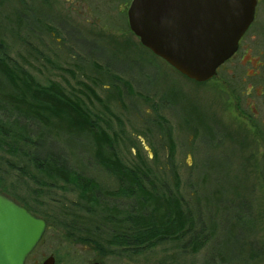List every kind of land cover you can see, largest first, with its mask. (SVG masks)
<instances>
[{
	"label": "rangeland",
	"instance_id": "rangeland-1",
	"mask_svg": "<svg viewBox=\"0 0 264 264\" xmlns=\"http://www.w3.org/2000/svg\"><path fill=\"white\" fill-rule=\"evenodd\" d=\"M118 3L0 0V43L40 84L77 98L126 164L143 162L165 183L160 188L183 198L208 241L197 251L173 237L143 250L116 243L98 215L74 208L81 202L68 188L36 194L0 150L7 192L29 200L47 225L25 264L49 255L55 264H264V0L241 50L204 83L144 47ZM0 83L10 89L2 76ZM42 131L27 129L31 138H49ZM51 139L102 192L116 187L91 135Z\"/></svg>",
	"mask_w": 264,
	"mask_h": 264
},
{
	"label": "trees",
	"instance_id": "trees-1",
	"mask_svg": "<svg viewBox=\"0 0 264 264\" xmlns=\"http://www.w3.org/2000/svg\"><path fill=\"white\" fill-rule=\"evenodd\" d=\"M0 76L10 88L5 90L0 83V150L14 160L10 163L15 178L27 179L36 187V194L55 187L68 188L81 202L73 204L74 208L98 215L105 223V237L109 235L110 240L120 241L133 250L153 247L173 237L179 242L187 239L182 248L192 245L190 249L197 251L208 241L204 223L194 221L183 198L160 188L165 183H159L143 162L126 164L107 142L106 130L99 127L97 119L77 98L53 84H40L13 62L1 43ZM30 125H36L42 133L46 131L49 138L40 133L31 138L27 132ZM83 133L92 136L97 147V163L113 177L114 189L102 192L92 177L70 165L63 149L51 139L59 134L69 137ZM48 142L53 144L48 147ZM7 171L3 174L4 169L0 167V192L40 217L29 200L7 192ZM108 200H111L110 206H107ZM74 227L73 224L71 230ZM85 240L100 247L96 239Z\"/></svg>",
	"mask_w": 264,
	"mask_h": 264
},
{
	"label": "water",
	"instance_id": "water-1",
	"mask_svg": "<svg viewBox=\"0 0 264 264\" xmlns=\"http://www.w3.org/2000/svg\"><path fill=\"white\" fill-rule=\"evenodd\" d=\"M256 3L131 0L127 20L143 46L188 79L202 83L235 53L253 21ZM45 228L42 218L0 193V264H25ZM41 264H55V259L49 255Z\"/></svg>",
	"mask_w": 264,
	"mask_h": 264
},
{
	"label": "flooded vegetation",
	"instance_id": "flooded-vegetation-1",
	"mask_svg": "<svg viewBox=\"0 0 264 264\" xmlns=\"http://www.w3.org/2000/svg\"><path fill=\"white\" fill-rule=\"evenodd\" d=\"M130 1L131 0H119V3L117 4V12L121 15V14H123V12L124 13H126L127 14V9H128V7H129V4H130ZM128 3V5H127V8H126V4ZM258 5H259V0H257V4H256V8H255V14H254V19H253V21H252V23L250 24V26L248 27V29H247V31L243 34V36L241 37V39L239 40V42H238V48H237V51L234 53V55L228 60V61H230L238 52H239V50H241V48H242V40H243V38H245L246 37V35H247V33H248V31H249V29L251 28V26L253 25V23H254V21H255V18H256V12H257V7H258ZM150 51V50H149ZM151 52V51H150ZM152 53V52H151ZM153 54V53H152ZM154 55V54H153ZM157 57V56H156ZM227 61V62H228ZM226 62V63H227ZM224 65V64H223ZM222 65V66H223ZM142 66V65H141ZM221 66V67H222ZM95 262H99L100 264H102L99 260L98 261H95Z\"/></svg>",
	"mask_w": 264,
	"mask_h": 264
}]
</instances>
